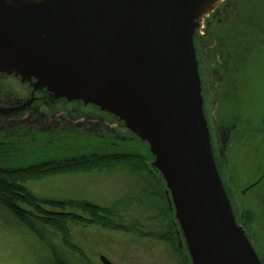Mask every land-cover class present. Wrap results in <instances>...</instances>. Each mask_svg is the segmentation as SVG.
Returning a JSON list of instances; mask_svg holds the SVG:
<instances>
[{"label": "water", "instance_id": "1", "mask_svg": "<svg viewBox=\"0 0 264 264\" xmlns=\"http://www.w3.org/2000/svg\"><path fill=\"white\" fill-rule=\"evenodd\" d=\"M222 1L0 0V75L147 144L187 264H264L214 137L202 29Z\"/></svg>", "mask_w": 264, "mask_h": 264}, {"label": "rangeland", "instance_id": "2", "mask_svg": "<svg viewBox=\"0 0 264 264\" xmlns=\"http://www.w3.org/2000/svg\"><path fill=\"white\" fill-rule=\"evenodd\" d=\"M237 63L238 60H233L229 67ZM226 82L227 78L221 84L225 89L224 97H228L226 92L230 85ZM211 93L210 90L213 117L215 109L225 107L214 105ZM260 97L264 98V91L260 92ZM245 107L231 105L229 112L245 111ZM246 111V115L257 120L264 116V107L252 106ZM261 136L254 131L242 139L241 146H258ZM124 144L126 151L148 155L147 144L137 137ZM245 152L237 150L238 155L234 158L235 181L239 188L246 186L254 176L249 166L254 160L253 155ZM146 163L148 165L140 170L123 162L67 168L27 181V187L35 195L63 199L65 207L55 209L78 213L82 219L67 224V236L55 227H46L43 240L0 205V264H57L53 260L57 256L68 264H102V254L115 264H186L182 252L175 246L158 177L151 162L146 160ZM233 172L230 165L229 173ZM262 187L263 184L253 189L240 203L244 208L242 224L249 227L264 252ZM86 200L101 207L106 220L96 222L86 214L81 206Z\"/></svg>", "mask_w": 264, "mask_h": 264}, {"label": "flooded vegetation", "instance_id": "3", "mask_svg": "<svg viewBox=\"0 0 264 264\" xmlns=\"http://www.w3.org/2000/svg\"><path fill=\"white\" fill-rule=\"evenodd\" d=\"M203 28L212 103L225 107L213 112L214 137L218 153L225 157L227 183L240 208L242 224L244 208L240 200L256 187L263 184L264 188V116L257 120L246 115L249 107H264V98L260 97L264 91V0H223L205 20ZM233 60H238L237 65L229 67ZM226 78V83L233 86L227 87L228 97H224L225 89L221 88ZM231 105L246 106L245 111L230 114ZM2 108L16 110L5 115ZM254 131L262 135L258 146L242 147V139ZM78 136L95 137L103 145L66 150H127L123 146L118 148L119 142L135 138L100 112L54 105L45 96L32 95V88L16 78L0 75V166L18 169L37 150H65L55 144H67L69 138ZM237 150L252 153L254 158L249 164L254 176L242 188L235 181ZM230 165L233 173H229ZM29 180L32 178L25 185ZM244 227L264 254L249 227Z\"/></svg>", "mask_w": 264, "mask_h": 264}, {"label": "trees", "instance_id": "4", "mask_svg": "<svg viewBox=\"0 0 264 264\" xmlns=\"http://www.w3.org/2000/svg\"><path fill=\"white\" fill-rule=\"evenodd\" d=\"M255 0H250L254 2ZM221 107L224 105H220ZM77 139V140H76ZM125 142H119L118 148L125 147ZM98 139L86 136L69 138L68 143L55 144L56 147L65 150H37L33 158H27L18 169H11L5 165L0 166V205L6 207L22 224L31 229L36 235L44 240L46 227H55L67 236V224L70 221L77 222L81 216L78 213L66 212L57 208H64L63 199L52 197H40L35 195L25 185L28 178L39 179L61 169L74 167H89L94 165H107L109 163H128L135 169H142L147 166V161H152L153 156L148 152L144 155L140 152L126 150H66L67 148L86 147L92 148L102 146ZM148 147V146H147ZM155 171L160 187L163 191L166 209L169 214L170 226L176 248L183 253L178 246L177 226L174 224V216L169 208L165 185L160 173L151 165ZM149 168V167H148ZM82 210L98 222V219L106 220L102 215V208L89 201H84ZM56 256V250L53 249ZM184 258V255H183ZM57 264H68L58 256L53 259ZM185 260V258H184ZM186 262V260H185ZM187 264V263H186Z\"/></svg>", "mask_w": 264, "mask_h": 264}, {"label": "bare ground", "instance_id": "5", "mask_svg": "<svg viewBox=\"0 0 264 264\" xmlns=\"http://www.w3.org/2000/svg\"><path fill=\"white\" fill-rule=\"evenodd\" d=\"M225 1V0H224Z\"/></svg>", "mask_w": 264, "mask_h": 264}]
</instances>
